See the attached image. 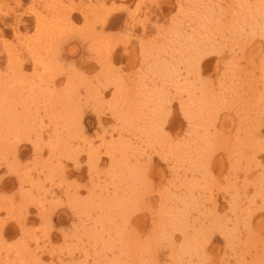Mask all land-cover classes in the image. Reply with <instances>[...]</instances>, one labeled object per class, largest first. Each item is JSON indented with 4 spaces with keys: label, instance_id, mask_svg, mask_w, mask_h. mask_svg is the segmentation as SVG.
Listing matches in <instances>:
<instances>
[{
    "label": "rangeland",
    "instance_id": "374dc122",
    "mask_svg": "<svg viewBox=\"0 0 264 264\" xmlns=\"http://www.w3.org/2000/svg\"><path fill=\"white\" fill-rule=\"evenodd\" d=\"M102 1L64 3L92 8ZM162 1L167 5L158 24L161 37L175 32L176 39L161 40L158 56L170 61L176 51L175 77L167 78L165 84L158 78L154 83L148 68L155 62L154 51L148 66L136 62L132 67L126 60L115 64L121 80L144 66L147 94L163 90L158 110L161 133L156 138L144 137L146 126L133 123L136 110L128 96H109L105 91L96 99L89 95L85 81L103 90L105 81L96 68L88 72L82 67L96 56L88 46L86 29H81L84 21H77L62 35L57 32L54 39L34 29L32 15L43 8L44 0H0L2 14L25 19L23 25L32 22L17 34L12 28L16 21L7 20V31L0 33V99L16 103L14 116L5 113V120H0V264H15V255L27 248L28 255L16 258L18 264H116L131 255L136 264H198L197 253L186 245L198 230L204 233L198 252L212 264H264V93L259 92L264 88V4L256 0ZM120 5V0H107L99 14L104 7ZM128 5L134 8L136 1ZM149 17L154 33L155 17ZM126 18L127 13L122 14L108 32L113 34L112 44L117 49L129 44L139 53L141 35L127 33ZM231 29L242 33V44L231 47ZM52 40L77 50L72 56L67 46L66 56L50 66L48 113L42 97L36 99L29 91L25 92L28 100L22 95L38 84L26 77L37 71L33 63L23 73L17 70V78L6 79L4 74L12 75L10 52H19L25 59H29L27 48L49 55L51 50L43 46L49 43L51 48ZM201 53L215 57L208 67L198 66ZM53 76L56 82L49 81ZM68 81L77 88L64 93L71 98L70 110L69 101L61 102L64 94L59 95ZM241 82L258 87L242 88L240 98L228 88ZM109 86L114 90V84ZM207 101L204 118L195 121L191 111L197 104L205 108ZM30 109L34 126L25 119ZM70 113L75 114L72 119ZM173 115L176 118L170 124ZM97 116L103 117L102 125L97 124ZM197 127L209 131L214 146L193 163L198 158L187 157L188 150L207 144L196 141L202 135ZM185 143L186 155L176 157L175 148ZM36 145L41 156L35 155ZM52 146H56L53 153ZM234 147L240 159L231 156ZM22 178L24 187H20ZM179 214L181 218L173 221ZM131 239L137 240L130 243L136 251L118 247L121 240Z\"/></svg>",
    "mask_w": 264,
    "mask_h": 264
},
{
    "label": "bare ground",
    "instance_id": "6f19581e",
    "mask_svg": "<svg viewBox=\"0 0 264 264\" xmlns=\"http://www.w3.org/2000/svg\"><path fill=\"white\" fill-rule=\"evenodd\" d=\"M64 1L65 0H44L43 8L40 11L38 10L34 11L32 15V20H34V24H33L35 27L34 29L41 33H46L45 35L51 36L54 39H56L57 32L61 33L58 35H62V32L66 31L70 27H73L77 21H80V20L84 21L86 23V26L81 27V29H86L85 36L87 39V43L89 42L88 46L92 48L91 51L96 52V56L94 57V59L86 60L85 62H83L82 67L88 72L89 70L96 68L98 71V76L105 81V83L103 84V86L105 87L104 90L102 89L100 85H95L93 82H91V86H90L89 82L85 81L84 85L87 88L89 95H91L93 99H96L98 94L102 93V91H105L107 95L109 96L110 95L114 96L117 94L128 96L126 100H129L132 103V105H134V111L136 110L135 115H137L136 118H135V115H133V119H132L133 123L134 124L139 123L142 126L143 125L146 126V128H143L144 131L142 133L144 137L153 136V137L159 138V135L161 133L158 130V123L161 118V115L158 112V110L160 111L159 94L163 93V90L158 89L156 87L158 89V92H156L155 94H147L148 92L147 87L149 83L147 82V79L145 78L146 75L145 73H143L144 72L143 69H144V66H148V63H149L148 61L150 60V56H152V53L154 51V53H157L155 62L150 64V66L148 67L149 73L151 72L150 76L154 75V81H155L154 83H158L157 78L162 79V81L165 84V82L167 83L166 81L167 78L175 77L173 63H174V58L176 57V51H172V54H171L172 59L170 61H166V59L162 55L158 56L162 51L161 45L163 43H161V40L162 42H165L166 39L171 40V41H174L176 39L174 36L175 32L173 35H169V36L164 35L161 37V27L158 24L161 19V13H162L163 6L167 4L164 3L162 0H135L136 5L133 6L134 8H130L128 3L132 2V0H120L121 5L119 8L104 7L103 12L99 14V11H98L99 7L101 5H105L107 0L102 1L103 3L101 2L96 3V6L95 7L93 6L92 8L90 6H85L84 4H72V3L67 4V3H64ZM256 1H259L264 4V0H256ZM17 7H18V4H17ZM32 9H30V11ZM35 9H37V6ZM1 10L2 9L0 7V26H2L3 24L4 27L0 28V33H4L5 31H7L5 27L6 25H8L7 20L10 21L11 19H13L14 21H16L15 25L12 28L14 32L16 31L17 34L21 32L22 28L27 30L30 28V25H32V22L28 20H27L28 23L26 24L24 22L25 25H23V20L25 21V19L18 18L16 16H11V15L7 16L5 14H2ZM94 13L95 15L93 16ZM124 13H127V18L125 19V23H124L125 30L128 31L127 33H134V34H137L138 36L141 35L140 37L141 39L139 40V44H138V49L140 50L139 53L137 52L136 47H134L135 49L134 48L129 49L130 47L129 44L124 45V47L119 48V49H117V47L112 44L111 39H112L113 34L108 33V32L112 30L111 29L112 27L118 24L119 22L118 19ZM150 15H151V18L153 16L155 17L154 22L157 25L156 26L157 31L155 30L156 32L154 33H151L153 31V28H151L148 25L149 24L148 20H150V17H149ZM205 25H206V28L209 27L208 21L206 22ZM140 26L143 27L141 31L139 29ZM170 29L174 30L172 28ZM138 31H140V33ZM231 31H232L231 33L233 37V43L231 44V47L242 44L244 40L241 37L242 33L235 29H231ZM41 33L39 34V39L44 37V35ZM150 34L152 36H150ZM204 35H206L205 39L209 37L208 32H206ZM173 36H174V39H173ZM63 42L64 41H61L59 45L57 44L58 47L53 40L51 41V48L49 47V43L44 45L43 49L48 48L49 50H51L49 55H46L42 51H39L37 53V50L34 48H27L26 52L27 51L29 52V59H25L23 54H20L19 56L18 55L19 52H16V53L10 52L7 56L8 65L11 66L9 67V69H12L11 71L12 75L5 72L4 77L5 78L8 77L6 79H10L12 78V76L14 78H17V70L22 71L23 73V71L26 70L27 64L33 63L34 65L33 69H36L37 71L31 74H27L26 72L25 73H26V77L30 81H33L38 84L29 86L26 90L22 92V95L25 96L24 97L25 100H28L29 98V96L25 95L26 91L31 92L32 95L36 99L39 97H42L43 101L45 102L43 104V107L48 113L50 111V106L48 104V100L46 99L48 98L46 82L48 81V76L50 73V66L55 64L60 59V57L66 56L64 53L65 52L64 50L67 49L66 47L68 45L64 47ZM136 42H138V40ZM84 46L85 45H83V47ZM76 50L77 49H75L74 47H69L68 48L69 53L67 54H70L73 56L76 54L75 53ZM194 56H195V51L191 53V59ZM212 59L214 60L215 57L208 58L207 56H204L201 53L198 56L196 62L199 67L200 66L208 67ZM122 60H126V63L132 67L135 66L134 63L136 62H140L141 65L144 63V66L141 67L139 72L135 71L133 75L129 76L128 80H121L115 74V70H116L115 64L116 62L122 61ZM162 71H164V73ZM38 76H41V77H38ZM54 77H57V76L49 77V81L56 82L57 78H54ZM39 80H44V82L40 83ZM109 84L115 85L114 90H112ZM244 87L245 88H248V87L257 88L258 86L254 84L253 82H245V83L241 82V83L235 84L234 86L231 85L228 88V90L234 94H237L240 98H242L244 96L242 88ZM76 89L77 88L75 86H72L68 81L67 86L64 88V91L62 93H59V95H63L64 93H67V92L68 93L73 92ZM259 92L264 93V88L262 89V91H259ZM36 94H38L37 97L35 96ZM15 97H17V95H15ZM19 97H22V96H18V98ZM24 99H21V100L24 101ZM60 99H61V102H64L65 100L69 101L70 103L69 110H70L71 108L70 96L64 94L63 96L60 97ZM136 99H139V101L136 102L135 101ZM208 102L209 101H207L205 108L202 107V104H197L194 106V109L191 111V116L195 118V121H197V119L202 120L204 118V115L207 110ZM15 105L16 103L14 105H10L6 103L5 100L0 99V120H5V117H6L4 115L5 113L10 115V117H13L14 112L12 109L14 108ZM149 105L150 107H148ZM144 107H146V111L142 112L141 109H143ZM31 111L32 109L28 111V113L25 116V119H26V122L34 126L35 123L33 122V117L30 114ZM74 115L75 114L70 113L68 115V118L72 119ZM97 118L99 122L97 124L102 125L103 117L97 116ZM174 118H176V116L174 115L171 116L168 119V122L172 124L175 121ZM127 123H130V121L127 120ZM249 124L253 125V121H250ZM198 125L199 123H197V126ZM37 129L38 128H35V131ZM198 133H201L202 135L200 138H197L196 141L202 140L206 142L207 144L203 146L202 148H197L195 150H188L187 157L191 156L192 158H194V156H196L198 158L197 160L191 161L193 163L200 162L201 161L200 159L203 156L209 154L210 151L212 150V146H214V139H212V136H210L209 131L205 127L203 128L202 131H200L197 127V134ZM27 139L31 140L32 142H35V140H33L31 137H28ZM55 140L58 141V140H63V139L57 137L55 138ZM245 143H247V141H245ZM185 146H186V143L180 144L175 148L176 154L175 153L174 154L176 157L177 156L183 157L186 155ZM51 148H52L51 153H53V150L56 149V146H52ZM34 152H35V155L37 156H41L43 153V152L42 153L40 152V150L37 148V145L36 147H34ZM230 154L234 158H238V159L241 158V155L237 147L232 148L230 150ZM198 170L202 171V167L199 166ZM77 172L79 171L77 170ZM130 174L131 176L129 178L133 176L131 172L128 173V175ZM129 178L126 177V179H129ZM1 182L2 181H0V187L2 185ZM31 185L33 186V183H31ZM24 186H25V180H23L22 178V180H20V187H24ZM24 191L25 190H23V192ZM181 216L182 214L181 215L179 214L178 216H173L172 217L174 218L173 221L176 222V218L178 217L181 218ZM198 228L199 227L196 226L197 230ZM3 231H4V228H3ZM203 235L204 233L201 230H198L195 233V236H194L195 238L191 241H188L186 245L191 250H193L195 253H197L198 264H212V262L209 259H207L208 257L198 252L200 248L203 247L200 244V238ZM135 241L137 240L136 239L134 240L131 239L130 241L121 240L120 242L121 244L118 247L119 248L123 247L124 249H127L128 252H131L132 250L136 251L135 247L130 245V243H133ZM204 249L206 252H208L206 248ZM28 251H29V248L24 249L20 251L19 253H17L15 255L16 257L14 258L13 262L15 264H18V262H16V258L18 259L20 257L21 259H23L24 256L28 255ZM142 253H144V251H142ZM133 258L134 257L131 255L126 261L122 263L118 262L116 264H136V262L133 261ZM144 264H148V263H144Z\"/></svg>",
    "mask_w": 264,
    "mask_h": 264
}]
</instances>
